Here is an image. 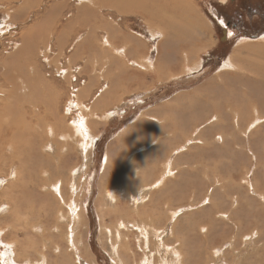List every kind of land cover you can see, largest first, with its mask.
I'll return each instance as SVG.
<instances>
[{
    "label": "rangeland",
    "instance_id": "rangeland-1",
    "mask_svg": "<svg viewBox=\"0 0 264 264\" xmlns=\"http://www.w3.org/2000/svg\"><path fill=\"white\" fill-rule=\"evenodd\" d=\"M59 2L0 0V125H35L48 114L45 109L37 110L39 91L28 87L32 79L42 78L49 90L60 92L57 107L52 110L64 121V127L77 120L80 110L72 108L70 100L75 101V94L83 92V104L93 105L99 87L93 82L96 63L92 61H96L98 51L106 49L99 44L106 27L118 30L113 35L123 41L138 40V56L149 55L154 69L148 72L150 69L126 63L121 73L108 78L107 85L117 89V94L96 109L98 120L102 121L92 120L89 124L86 142L93 140L92 146L83 149L79 134L67 141L66 168L60 163L57 166L61 168L56 171L54 161L51 166L46 156L36 158L35 145L41 143L34 137L28 139L22 126L12 129V135H18L12 138L18 150L11 146L0 152V264H34L42 255L44 264H114L110 242H115L116 226L122 232V242L131 244L140 258L142 253L136 247L139 228L132 222L171 226L173 235L168 230L163 234L169 238L167 244L174 242V237L180 238L182 245L177 248L183 254V264H264V121L249 125L256 116H264V84L251 89L253 81H264V0L182 2L192 9L195 22L192 20L193 25H187L185 30L189 45L176 54L170 53L174 37L168 34V49L164 45L163 50L165 41L159 42L158 34L151 36L146 17L140 12H132L131 8L119 12L99 4L93 16H87L76 1H69L59 16ZM170 4L182 8L180 3ZM159 14L169 24L182 28L171 7L161 8ZM36 20H47L49 27L41 40L37 39L39 43L27 44L28 38L23 39L20 34ZM60 21L66 32L61 49L55 37ZM160 25L170 32L164 24ZM53 27L56 33L47 37ZM89 27L96 30L91 40L94 49L83 53L79 43ZM47 40L52 50L46 61H38L37 48ZM14 43H21L22 49L29 50L28 55L27 51L12 54ZM182 50L189 53L190 69L179 73L183 67L179 55ZM60 54L56 64L52 57ZM9 55L16 59L9 60ZM232 56L239 60L237 66L230 62ZM68 57L71 70H67ZM227 60L232 67H222ZM157 61L162 64L159 75L155 69ZM169 73L176 75L169 77ZM10 81L17 82L20 89L26 82L27 90L25 95L22 93L26 98L20 94L23 89L12 87ZM108 111L115 113L104 121L102 114ZM214 112L221 125H210L217 118ZM82 113L96 118L93 110ZM5 130L0 127V140L3 135L10 137ZM172 133L168 144L158 143L157 138L161 140L165 138L162 135ZM21 135L26 141H19ZM26 148L29 152L23 151ZM168 159L172 175L168 174L160 186L152 189V194L148 192L135 215L137 207L132 197H124L120 191L124 186L121 178L149 177V181L130 183L133 194L143 184L153 182L164 171ZM12 168L16 178L8 183L6 179L13 176H4ZM50 173L61 179L63 200L51 194V187L44 186L55 181L56 175ZM68 180L74 185V195L70 194ZM109 188L115 189L113 201L104 196ZM70 196H76L82 212L83 222L73 226L81 257L66 240L72 223ZM172 210L177 211L176 216L167 221ZM120 221H124L125 228L119 225ZM110 231L115 233L110 236ZM123 247L122 244L120 248ZM132 260L125 257L122 262L130 264Z\"/></svg>",
    "mask_w": 264,
    "mask_h": 264
},
{
    "label": "bare ground",
    "instance_id": "bare-ground-1",
    "mask_svg": "<svg viewBox=\"0 0 264 264\" xmlns=\"http://www.w3.org/2000/svg\"><path fill=\"white\" fill-rule=\"evenodd\" d=\"M59 1H61L58 3L59 9H60L59 16L61 14V11L66 6H68L69 1H71V2L76 1L79 5L78 7H81V9H84V12L87 16H93L94 10L98 7L99 4H103L106 8L114 7L119 12L125 11L126 9H130V8L132 9V12H140V13H142V15H144L146 17V20H147L146 22L150 26V27H148V29L151 30V31H149L151 36H155L156 34L159 35V38H160L159 42H163V41L167 40L169 38L168 34H171L174 37V42L172 41V46H171L172 49H170V53H173V54L179 53L178 52L179 50L184 49L183 48L184 46L186 47V45L187 46L189 45V42L185 39V30H186L187 25H189V24L193 25L191 23L192 20L195 22V20L192 19L193 11L190 8V6H184L181 4L184 1H187L186 3L190 4V2H188L190 0H59ZM170 3H180L182 8L175 7V6L171 5ZM167 7L172 8L174 19L177 20L182 25L181 29L176 28L175 26L169 24L168 21H166V19L164 20L163 18H161L160 14H159L161 11V8H164V10H166ZM159 22L164 24V27L166 29L170 30V32L164 31L163 27L160 25ZM59 24L61 27L63 25V21H60ZM47 25H48L47 20L45 23L41 22L40 20H38V21L36 20L35 24L33 23L30 26L28 25L29 26L28 28H26L24 31L22 30L20 37L23 39L25 37H27L28 38L27 44L33 43V42L39 43L40 41H38L37 39L41 40V35H43L44 32L47 30L46 28L49 27ZM64 26H67V24ZM62 27L60 28V30H58L59 32L57 31L58 33H56V31L54 30V27L48 33H46L47 37H51L52 34L56 33L55 37H56V42L58 44L57 46L60 47L59 49H61L62 46L64 45V44H62V41L64 42V40L66 39V32L62 30ZM68 27H70V26L68 25ZM0 30H2V29H0ZM177 30H179V31H177ZM95 31L91 27L86 28V30L84 31L86 36H84L79 43L80 47L83 48V51H82L83 53H87L91 49H94L93 43L91 40L94 38ZM113 33H118V30H115V29L110 30L106 27V34L104 36H102L101 40L99 41L100 46L102 48H106V49H101L100 51H98L97 57H95L96 61H92L93 63H96V65H94V69L92 72V75L94 76L93 82H96L95 85L97 87H99V89H97V91L95 93L96 95L93 99V105L89 106V105L83 104V101H82V97L84 94L83 92L80 93V95L75 94V101L70 100L71 107L80 110V113L78 112L79 115L77 114V116H76L77 120L68 123L67 127H64V125H65L64 121L59 119L58 113H55L52 110V109H56V107H57V101H58V97L60 96V92L49 90L47 85L45 84L43 78L42 79H36V80L32 79L30 82H28L29 90L37 89L39 91V96L37 97V100L35 101L36 102L35 106L38 107V109H37L38 111L40 108H42V109H45L44 111H46V113H48V114L45 115L42 119H39V120L37 119L38 121L35 123V125H30L31 122L29 123V125H25V124L24 125L23 124H21V125H0V127H4L5 129H7V130H5V132L10 136L9 137L10 139L8 137L5 138V135H3L1 137L0 152L3 153L5 147H11L12 146L13 149L18 148V145L17 146L13 145V141H15V139L12 140L13 137L14 138L18 137V135H12V129L17 128L19 126H22L25 134L27 133V135L29 136L28 139L34 137L39 143H41L39 146L37 143L35 145L34 150L38 151V153H35V154H37L35 157L37 158L40 155L46 156L48 158V162L51 166H54L53 165V161H54V164H55L54 168L56 171H57V169L60 170L61 167L66 168L68 166V163H67L68 160L65 158L68 155L67 149H68L69 144L67 141L69 139H72V137L74 135L79 134L81 136V138H82L81 146L83 149L86 150L87 146L93 145V140H89L88 142H86V139L89 137V124H91V121L92 120L102 121V120H98V116L96 115L97 114L96 109L99 105L105 104L108 101V99H110V97L116 96V94H117V89L113 90L112 88H109V86L107 85L108 84V78H112L115 74L121 73V71L123 70L126 63L129 66L145 67L146 70L150 69L148 72H152L154 69L152 67L153 62L150 59L149 55L146 54L145 57H143V56L139 57L138 56V53L141 50V47L139 46V44L137 42L138 40L134 41V40H130L128 38L127 40L123 41L117 34L113 35ZM73 35H75L74 32H73ZM41 45H44V46H40L37 48V59H38V61H41V60L46 61L49 57V52L52 50L51 45L48 43V40L43 41V43H41ZM159 45L161 46V44H159ZM164 45L167 46L168 42L165 41L162 43L163 50H164ZM14 47H15V50L12 54L22 55V53L27 51L26 54L28 55L29 50H27L26 48L22 49L21 43H20V45L17 43H14ZM167 49H168V46H167ZM156 50H157V48H156ZM179 55L181 56V61L183 63L182 70L179 73H183V71L185 72V71H188L190 69V67L188 65L189 53L185 50H182L181 54H179ZM30 56L34 58L35 55L31 54ZM61 56H62L61 54L58 56L55 55L52 57V60L56 64H58L60 61L59 58ZM115 56L120 58V59H123V60H116ZM174 57H176V55H174ZM8 59L9 60L11 59L12 61H14L16 58L13 57L12 55H9ZM71 59H73V57H71ZM69 60H70V57H68V59L66 60L67 61V70L72 69V66L69 65ZM99 60H101V63L98 62ZM263 60H264V58H263ZM238 61L239 60H236L235 58H233V56L230 58V62L236 66L238 65ZM173 62L174 61H172L171 63H173ZM230 62H228V60H227L226 62H224V65L222 67H225V66H226V68H229L230 66L232 67V64ZM60 64H61V62H60ZM161 66H162V64H160L159 61H157L155 63V69H156V73L158 75H159V72L162 70ZM9 69H10V67H9ZM6 72L7 71H5V73ZM128 72H130V71H128ZM261 72H263V71H261ZM179 73H177V74H179ZM110 74H112V76H110ZM174 75H176V74H173V73L168 74L169 77H172ZM251 75H253V74H251ZM30 78L31 77H28V80ZM242 78H244V77H242ZM5 80H6V78H5ZM7 81H8V79H7ZM89 81H90V83L92 82L91 79ZM100 81H101V83H100ZM10 82H13L12 87L19 88V85L17 84V82L16 83L14 81H10ZM23 83L24 84L20 85L21 89L20 88L19 89L20 90L23 89V91L20 94L23 93L25 95L24 92L27 90V85H26L25 81ZM260 83L264 84V81H262V80H261V82L260 81H253V83L251 84V89L256 87V85H259ZM89 84H87L88 87H90ZM0 87H2V86H0ZM126 89H128V87H126ZM11 90H12V88H11ZM0 92H1V90H0ZM8 92L10 93V91H8ZM12 93H13V91H12ZM18 93H19V91H18ZM1 94H3V93H1ZM16 94L17 93H15V95ZM23 94H22V97H24ZM33 96H34V94H33ZM19 97H21V95ZM24 98H26V97H24ZM16 100H17V98L15 99V101ZM26 100H28V99H26ZM23 101H24V99H23ZM20 102H22V101H20ZM25 102H22V103L27 104ZM19 108H20V105H19ZM217 109H214V110H217ZM82 110H85V112H87V110H90V113L93 110L96 118L95 117H93V119L92 118L90 119V117L88 118L87 113L86 114L82 113ZM44 111L42 113L43 115L45 113ZM114 113H115L114 111H108V112L103 113L102 115H105V119L103 117L104 121L108 118H111ZM214 113H215V116H217V118H216V121L214 123H210V125H221L222 122H221V120H219L218 113L217 112H214ZM36 114L37 113L34 114L35 117H36ZM12 116H13V114H12ZM234 117H235V121H236V114L234 115ZM234 117H233V120H234ZM46 119H47V121H45ZM263 121H264V116H256L253 120H251L249 125H258L259 123H261ZM206 122H207V120H206ZM198 125H201V124H198ZM162 136L165 138L161 139V140H159L157 138L158 143L168 144V140L174 136V133H172L171 135L164 134ZM19 137L21 139L19 141H26L23 138L24 135H21ZM155 141H156V139H155ZM144 146H146V145H144ZM23 151L29 152L27 148L25 150L23 149ZM47 151H48V154L43 153V152H47ZM12 152H15V151H12ZM16 152H19V151H16ZM169 159L166 160V162L164 163V171L161 172V174H159V176L157 174L158 177L156 176L157 178L153 182H149V184H143V186H141V188H139L138 191L133 193V194H132V191L130 188L132 184H130V183H132V182L138 183V181L140 179L139 180L133 179L134 175H132L131 179H129L128 178L129 176H127V175H124L123 178H121V179H123L122 183H124V186L120 189V191L122 192V195L124 197H128V196L132 197V201H133L134 205L137 207V211H136L135 215L139 213L138 210H140V208H141L139 205H141L145 202L148 192H149V195L152 194L151 193L152 189L160 186L162 184V182H164L166 180V177L168 176V174L172 175L171 169L169 168V163H170ZM60 163H61V167L59 168L57 165ZM106 163H107V155L104 157V163L103 164L105 165ZM10 167H13V166H10ZM47 170H48V168H47ZM154 172H156V171L154 170ZM51 174L54 176L56 175V173H50L49 175H51ZM8 175L13 176L12 178L6 179L8 181V183H11L12 179L16 178L15 168H12L4 177H7ZM34 177H36V176H34ZM143 177H145V178H142L140 181H144V179L146 181V180H148L147 178H149L147 175H145ZM126 178H128V179L125 180ZM39 181H40V179H39ZM34 182H35V180L33 181V183ZM60 183H61V179L57 178V175H56L55 181H53L52 183L44 184V186L48 185V187H51L50 189L52 190V192L49 190L48 193L51 192V194L52 193L57 194L58 197L61 200H63L62 199V189H61ZM67 185L69 186V189L72 190V192H70V194L74 195L73 194L74 185H71V180H68ZM144 192H146V193H144ZM104 194H105L104 196L106 198H109L112 201L116 198L114 188L106 189ZM75 197L76 196H74V197L70 196L68 199V201L70 200V202H71V203H69V212H70L69 218H70V221L72 223L70 225V230L68 232V235L66 236V240L69 243L70 249L73 250L74 252H76L81 257L80 252H79L78 247H77L76 234L74 232L75 228L73 226L76 223L79 224L80 222H83V219H82V212L80 211V208L78 206L79 204L77 203V200ZM166 199H167V196H166ZM9 200L11 201V199H9ZM40 200H39V202H40ZM165 206L169 208L168 200H166ZM77 207H78V210H77ZM170 212L171 213H170V216L168 217L167 221H169V219H171V218L174 219L176 216V213H177L176 210H172ZM16 219H18V216L16 217ZM15 223H16V221H15ZM132 223H133V226H137V224H138L137 227L139 228V234L140 235H138L136 247L140 249V252L142 253V255L140 258H137L138 253L135 252L131 248V244L122 242V237H121L122 232L120 230V227L118 228L116 226L115 232L117 233V235L115 236V242L114 243L110 242V257L113 260L114 264H124L122 262V260L125 257L133 258V260L131 261L130 264H136V263L137 264H183V258H182L183 254L177 248L178 245H182L180 238L174 237V242L167 244L168 243L167 240H169V238L165 237V235L163 234V232L165 230H168L169 235H173V231H172L171 226H170V228H167L165 226L157 227L154 224H146L147 222L146 223L132 222ZM119 225H121L122 228L126 227L124 221H120ZM115 232L112 233L110 231V233H109L110 236L113 235ZM122 244L124 247L120 248V246ZM151 246L154 247L153 250L150 249ZM119 248H120V250H122V259L120 258ZM144 250H146V251H144ZM42 257H43V259H42ZM42 257H41V260L35 261L34 264H44L45 257L43 255H42ZM156 258H157V260L155 261Z\"/></svg>",
    "mask_w": 264,
    "mask_h": 264
},
{
    "label": "flooded vegetation",
    "instance_id": "flooded-vegetation-1",
    "mask_svg": "<svg viewBox=\"0 0 264 264\" xmlns=\"http://www.w3.org/2000/svg\"><path fill=\"white\" fill-rule=\"evenodd\" d=\"M255 6L256 7H258V5H256L255 4ZM255 16V12H254V14H252V17H254ZM228 24V23H227ZM231 25V24H230ZM231 27H235V24H232V26ZM223 33L227 36V33H226V31H223ZM228 37V36H227ZM251 37H253V36H251Z\"/></svg>",
    "mask_w": 264,
    "mask_h": 264
}]
</instances>
